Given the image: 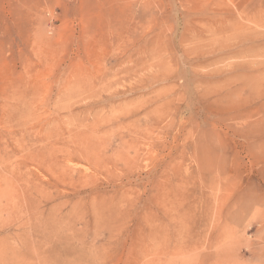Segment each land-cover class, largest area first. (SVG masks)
I'll return each mask as SVG.
<instances>
[{"label": "rangeland", "instance_id": "374dc122", "mask_svg": "<svg viewBox=\"0 0 264 264\" xmlns=\"http://www.w3.org/2000/svg\"><path fill=\"white\" fill-rule=\"evenodd\" d=\"M0 264H264V0H0Z\"/></svg>", "mask_w": 264, "mask_h": 264}, {"label": "bare ground", "instance_id": "6f19581e", "mask_svg": "<svg viewBox=\"0 0 264 264\" xmlns=\"http://www.w3.org/2000/svg\"><path fill=\"white\" fill-rule=\"evenodd\" d=\"M212 48V47H211Z\"/></svg>", "mask_w": 264, "mask_h": 264}]
</instances>
